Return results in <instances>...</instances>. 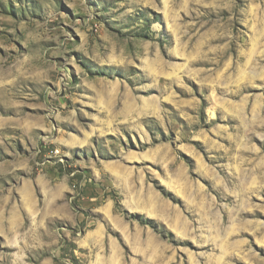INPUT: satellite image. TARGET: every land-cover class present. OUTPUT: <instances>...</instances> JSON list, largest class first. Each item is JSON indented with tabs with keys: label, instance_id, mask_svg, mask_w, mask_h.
<instances>
[{
	"label": "rangeland",
	"instance_id": "rangeland-1",
	"mask_svg": "<svg viewBox=\"0 0 264 264\" xmlns=\"http://www.w3.org/2000/svg\"><path fill=\"white\" fill-rule=\"evenodd\" d=\"M0 264H264V0H0Z\"/></svg>",
	"mask_w": 264,
	"mask_h": 264
},
{
	"label": "bare ground",
	"instance_id": "bare-ground-1",
	"mask_svg": "<svg viewBox=\"0 0 264 264\" xmlns=\"http://www.w3.org/2000/svg\"><path fill=\"white\" fill-rule=\"evenodd\" d=\"M136 211L139 210V209H135ZM141 212V211H140ZM14 225V224H13Z\"/></svg>",
	"mask_w": 264,
	"mask_h": 264
}]
</instances>
